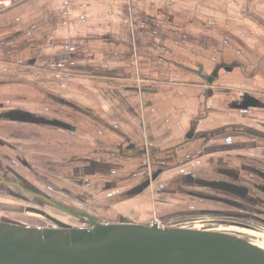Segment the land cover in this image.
Wrapping results in <instances>:
<instances>
[{"label":"crops","instance_id":"0c3cea01","mask_svg":"<svg viewBox=\"0 0 264 264\" xmlns=\"http://www.w3.org/2000/svg\"><path fill=\"white\" fill-rule=\"evenodd\" d=\"M11 1L0 8V174L75 178L134 220L161 171L159 190L264 221V0ZM224 33L239 65L224 68L231 101L209 91L222 76L204 60Z\"/></svg>","mask_w":264,"mask_h":264},{"label":"water","instance_id":"95a60500","mask_svg":"<svg viewBox=\"0 0 264 264\" xmlns=\"http://www.w3.org/2000/svg\"><path fill=\"white\" fill-rule=\"evenodd\" d=\"M160 173L151 175L142 188L150 186ZM13 175L14 181L0 174V185L7 188L9 196L77 218L81 225L62 223L37 209L31 210L50 225L30 226L0 219V264H264L263 249L234 233L211 229L210 220L194 221L204 225L195 229L133 222L110 209L102 217L98 210L62 205ZM205 214L238 221L250 217L235 212Z\"/></svg>","mask_w":264,"mask_h":264},{"label":"rangeland","instance_id":"374dc122","mask_svg":"<svg viewBox=\"0 0 264 264\" xmlns=\"http://www.w3.org/2000/svg\"><path fill=\"white\" fill-rule=\"evenodd\" d=\"M216 43H219L220 52L213 47H217ZM231 43H236V41L229 33H224V40L221 38V40L218 42L217 40L210 39L209 42L204 43V60H206V57L210 56V54H213L214 57L212 59L210 58L213 60V63L208 65L207 70L212 71L213 68L214 73L220 70V75L222 76V78L219 80L217 79V83H219L220 86L212 87V85H210L209 91L211 93L218 92L219 94H223L222 96H227V98H229L228 100L230 101L234 93L233 85L235 83L234 79L232 78V74L225 73L224 68L232 70L233 66L239 67L238 64H234L231 61L234 52H236V47L234 48ZM223 44L224 47H221ZM243 55L244 54H242V56ZM216 57L220 59L217 60V63L215 62ZM241 61H247V57L242 58ZM0 153L2 154L3 152L0 151ZM19 170L23 174L27 175V182L30 185L44 194H49L52 199L58 201L60 204L90 211L98 210V214L102 217L108 215V208L98 200L93 201V199L79 187L78 183L74 182L75 178L54 176L48 177L41 173V169L39 167L34 168V172L32 173L22 170L21 168ZM43 182H47V184L55 187L56 190L47 189L48 185ZM160 183L162 182L159 181L156 184H151L150 187L145 190L144 193H142V196L138 198L140 206L138 209H136V211L139 213V216L134 220L133 218H129L128 220L131 219L133 222L146 224L157 222L162 227L172 225L191 228L193 226L195 229L204 228V225L202 223L198 224V222L195 223L194 221L210 220L212 222V224H210L211 229L220 232L234 233L241 236L242 238L250 240L254 245L264 250V228L257 225L258 229H255L251 226L242 224L235 219L205 214L204 208H217V206L211 203L204 204L202 202L191 200L182 193H172L170 188L168 191H165L164 189L159 190L161 185ZM61 189L66 190L68 194L63 193ZM207 192H210V190L204 189V194H207ZM31 209L43 211L54 219L68 225H81V221L77 218L58 213L57 211H53L46 207H40L32 203H25L14 199L7 194V188L0 186V219L2 221L30 226L50 225V222L46 220L45 217L33 212ZM237 223H240L241 225Z\"/></svg>","mask_w":264,"mask_h":264},{"label":"flooded vegetation","instance_id":"af4514ba","mask_svg":"<svg viewBox=\"0 0 264 264\" xmlns=\"http://www.w3.org/2000/svg\"><path fill=\"white\" fill-rule=\"evenodd\" d=\"M5 176H6V179H8L7 178V175H5ZM8 180H13L14 181V179H8ZM211 203H214L217 206V208H212V207L211 208H204V213L205 212H212V213L213 212H215V213H225V212L231 213V212H235V213H238L235 209H231L230 212H229L225 208H222L223 206L222 207H220V206L218 207L219 204L216 203L215 200H214V202H211ZM218 217H223V216H218ZM244 220L247 223H242V224H246V225L251 226V227H253L255 229H258L257 225L263 228V223H262V220L263 219H260V218L255 217V216H253V215L250 214V217L248 219H244Z\"/></svg>","mask_w":264,"mask_h":264},{"label":"built area","instance_id":"2783aa9c","mask_svg":"<svg viewBox=\"0 0 264 264\" xmlns=\"http://www.w3.org/2000/svg\"><path fill=\"white\" fill-rule=\"evenodd\" d=\"M11 5H12L11 0H0L1 9H8ZM58 67H61V65H58Z\"/></svg>","mask_w":264,"mask_h":264}]
</instances>
